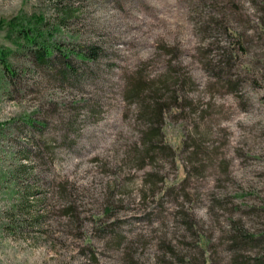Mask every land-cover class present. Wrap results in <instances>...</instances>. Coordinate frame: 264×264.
I'll use <instances>...</instances> for the list:
<instances>
[{
  "label": "rangeland",
  "instance_id": "obj_1",
  "mask_svg": "<svg viewBox=\"0 0 264 264\" xmlns=\"http://www.w3.org/2000/svg\"><path fill=\"white\" fill-rule=\"evenodd\" d=\"M0 43V264H264V0H0Z\"/></svg>",
  "mask_w": 264,
  "mask_h": 264
},
{
  "label": "trees",
  "instance_id": "obj_2",
  "mask_svg": "<svg viewBox=\"0 0 264 264\" xmlns=\"http://www.w3.org/2000/svg\"><path fill=\"white\" fill-rule=\"evenodd\" d=\"M1 25H8L9 36L14 38V40H21V47L29 52L30 56L33 59V62L40 67H49L53 60L56 58L61 62V65L64 66L67 71L72 69L71 56H76L82 62H90L99 58L101 51L94 46L85 48L82 45H74L73 48H65L62 44H59L57 40L52 41L51 33L45 31L44 29V19L42 17L25 20H3ZM6 22V23H5ZM235 38L240 39V33L236 31H230ZM77 46V47H76ZM12 54L10 49H6L0 43V64L3 67V70L6 74L12 78L16 75L13 65L9 61V57ZM57 54V55H55ZM59 54V55H58ZM231 57L224 59V67L220 65V62L215 65V68L218 69V76L226 78L228 75V67L231 68ZM54 64V63H53ZM59 69V68H58ZM59 72H62L59 70ZM63 73V72H62ZM227 75V76H225ZM161 113L163 110H161ZM27 122L33 124V118L29 115L26 117ZM154 125V124H153ZM158 131L159 127H155ZM238 234L233 237L234 243H239L241 240L253 242L255 237L253 235H246L243 230L237 228ZM264 259L263 257L256 258V261L261 262Z\"/></svg>",
  "mask_w": 264,
  "mask_h": 264
}]
</instances>
